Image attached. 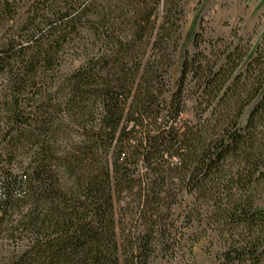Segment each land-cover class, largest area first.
Listing matches in <instances>:
<instances>
[{
    "label": "trees",
    "instance_id": "16d2710c",
    "mask_svg": "<svg viewBox=\"0 0 264 264\" xmlns=\"http://www.w3.org/2000/svg\"><path fill=\"white\" fill-rule=\"evenodd\" d=\"M184 2L0 0V264H264V42L173 78Z\"/></svg>",
    "mask_w": 264,
    "mask_h": 264
},
{
    "label": "rangeland",
    "instance_id": "374dc122",
    "mask_svg": "<svg viewBox=\"0 0 264 264\" xmlns=\"http://www.w3.org/2000/svg\"><path fill=\"white\" fill-rule=\"evenodd\" d=\"M183 18L181 23V40L176 55V66L171 77L177 78L181 58L185 49L192 50L191 42L194 34L201 31L206 39H232L235 35L247 41L252 48L257 43L264 42V0H184ZM253 53L249 54L250 57ZM79 62L66 64L64 72H69L78 66ZM259 207L264 209V200ZM185 231L186 242L188 234ZM187 239L184 247L174 249L168 254H159L154 264H222L215 256L216 249L207 239L190 248Z\"/></svg>",
    "mask_w": 264,
    "mask_h": 264
}]
</instances>
